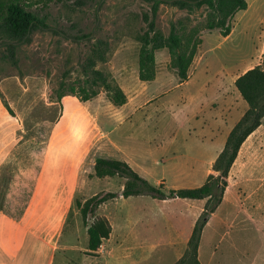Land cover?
<instances>
[{"label":"rangeland","instance_id":"obj_1","mask_svg":"<svg viewBox=\"0 0 264 264\" xmlns=\"http://www.w3.org/2000/svg\"><path fill=\"white\" fill-rule=\"evenodd\" d=\"M246 1L247 9L235 14L227 38L217 30L200 32L202 43L189 69V78H194L190 90L174 87L178 78L167 50L155 53L156 75L147 82L148 89L138 79L137 37L148 30L153 7L144 0L53 3L38 11L48 29L34 31L29 43L19 46L13 57L16 65L10 58L0 59V82L10 84L8 98L1 93L4 87L0 98L11 108L8 114L17 125L19 146L0 164V206H16L9 215L18 217L28 203L41 199L38 188L46 182L42 172L49 170L48 184L56 192L50 204L65 211L66 217L61 239L65 251L57 252L51 264H125V246L137 243L130 259L142 258V263L135 264L176 263L180 241L185 238L186 248L206 205V199H181L176 192L201 187L212 173L229 132L248 107L234 80L260 65L264 54V0ZM202 16L203 9L189 12L163 4L153 23L167 36L172 23L187 19L190 25L202 23ZM96 42H101L106 61L95 68L118 84L125 96L141 90L151 100L125 120L117 138L123 137L125 155L140 158L136 172L158 187L164 199L124 198L120 196L124 178L90 176L96 158L122 160V148L101 137L89 114L93 109L99 115L117 114L121 106L113 105L106 91L101 89L85 104L70 95L64 105L63 98L57 102L60 83L65 93L71 87L79 92L82 65ZM218 79L225 100L217 94ZM137 100L138 106L142 99ZM53 128L61 131L59 136L52 134ZM58 146L65 155L59 165ZM108 192L116 197L83 222L77 203ZM100 216L107 218L112 232L102 242L99 256L91 257L86 254V224ZM220 221L226 222L225 229L219 228L225 233L222 240L216 235L213 244L203 240L207 259L216 248L211 264H264V118L240 147L229 171L212 223L219 226ZM139 245L147 248L145 253Z\"/></svg>","mask_w":264,"mask_h":264},{"label":"trees","instance_id":"obj_2","mask_svg":"<svg viewBox=\"0 0 264 264\" xmlns=\"http://www.w3.org/2000/svg\"><path fill=\"white\" fill-rule=\"evenodd\" d=\"M72 0H0V59L13 60L15 52L22 44L30 41L32 33L39 29H48L45 17L40 10L48 8L53 3H68ZM77 1V0H76ZM151 3L152 18L149 28L137 37L140 44L138 51V79L142 82H150L155 78V53L167 50L170 59V67L174 69L178 82L183 83L189 77V69L197 54L202 40L199 36L202 30H217L222 37H227L232 29L231 21L236 13L245 11L248 7L246 0H144ZM170 5L179 10L189 12L203 9V22L193 25L187 19L172 23L169 34L164 36L155 29L153 20L156 17L159 5ZM145 20L148 19L144 15ZM96 42L91 49L90 56L82 65L84 79L76 88L66 89L60 83L56 99L60 102L64 96L75 97L80 103H85L97 96L103 89L109 95L111 103L115 106H123L126 96L123 90L114 81L96 69L97 63L106 61V52ZM2 48V49H1ZM234 87L247 104V110L229 132L223 149L212 164V173L206 178L205 183L194 189H181L176 196L187 200L206 199L202 216L194 225L190 238L187 240V250L182 258L175 264H199L197 261V248L201 231L207 219L220 205L225 189L229 171L238 155L240 147L245 140L261 125L264 118V54L261 64L238 76L234 81ZM0 97L2 95L0 93ZM7 111L11 110L5 104ZM97 179L120 177L124 178L123 190L120 196H151L164 199V194L158 188L140 176L128 163L119 159L98 157L94 161L93 173L90 175ZM116 194L108 192L97 194L77 203L83 222L88 216L94 215L97 208L113 200ZM112 232L111 225L106 217L94 218L90 224H86L87 247L86 254L98 257L103 240H108Z\"/></svg>","mask_w":264,"mask_h":264},{"label":"crops","instance_id":"obj_3","mask_svg":"<svg viewBox=\"0 0 264 264\" xmlns=\"http://www.w3.org/2000/svg\"><path fill=\"white\" fill-rule=\"evenodd\" d=\"M193 81L194 78L188 77L187 81L183 83H179L176 80L173 84L175 88L186 87L189 89L193 85ZM219 81L220 80L218 79V87L216 91L217 94H221L223 96V100H225L224 86L221 84V81ZM146 84V89H148V85L150 84L147 82ZM9 86L10 84L7 85L6 82H0L1 91H3L4 87V91L1 93L6 98H8L9 93L7 92L10 90ZM143 93L144 92L141 90L139 92L133 91L131 97H129L126 93L127 102L119 108V111H116L117 114H111L109 116L105 114L99 115L98 110L95 111L93 109L94 112L89 110L91 118L98 124V131L99 134H101V137H106L110 143L112 142L114 145L120 146L122 148V160L128 163L137 172L139 171L137 169V165L140 158L135 157L131 159L129 155H125V143L123 142V137H121L122 140H120L117 138V135L121 131L122 126L125 125V120L130 117L132 118L136 111L140 109V106H145L148 101H151L149 97L142 95ZM139 96L142 100L137 106V98ZM68 97L70 98V96ZM68 97H63V105L65 99ZM128 110H130V113L126 115L125 112ZM60 118H62V114ZM118 121H120V123H118ZM57 130H54L53 128L51 131L52 134L54 133V135L56 134L59 136V132L61 133V131ZM17 132V125L12 122L7 109L0 98V164L8 159L11 153L19 147L15 144ZM59 149L60 147L58 146L55 157V163L58 165L60 162H63L65 158L63 150L59 151ZM44 173L46 176H44ZM48 174L49 170L42 172V178L46 182L42 183L38 188L41 199L37 201V203L31 201L32 203L30 202L26 206L24 205L25 207H23L20 211L21 214L18 217L9 215V212L11 213L16 211V206H12L11 204L0 206V264H51L57 252L65 251V244L61 241L65 230V211H62L60 208H57V206H52L50 204V196L55 195L56 192H51L48 184ZM57 180L62 183L65 182V178L62 177H57ZM57 193L60 195L62 191L58 190ZM214 217L215 212L209 216V220L206 222L201 231L197 248V261L199 264H211V259L215 257L214 251L216 248H213V251L210 252L209 258L207 259L208 251L203 247V240H212L210 242L213 244L212 242L214 241L215 235L222 240L225 234L219 233V228L224 227L225 229L224 225H226V222L224 223L220 221L218 224L219 226H217V224L212 223ZM180 244L181 248L174 257V261L176 260V263L182 258L187 250V244L185 248V238L180 241ZM137 246L138 243L137 245L133 244L125 246V262H128L125 264H135L136 260L133 261L130 258L132 253L137 251ZM207 246L208 245L205 246L206 249ZM139 250L144 251L145 253L147 248L139 245ZM141 260L142 258L138 259L136 262H141Z\"/></svg>","mask_w":264,"mask_h":264}]
</instances>
